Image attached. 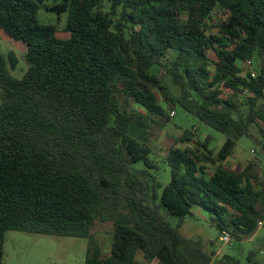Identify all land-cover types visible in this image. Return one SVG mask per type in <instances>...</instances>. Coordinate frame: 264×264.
Here are the masks:
<instances>
[{
  "label": "trees",
  "instance_id": "obj_1",
  "mask_svg": "<svg viewBox=\"0 0 264 264\" xmlns=\"http://www.w3.org/2000/svg\"><path fill=\"white\" fill-rule=\"evenodd\" d=\"M49 1L69 15L66 39L39 18ZM0 29L26 43L29 63L17 79L0 52V264L9 231L87 238L86 264H211L215 253L179 230L194 208L234 240L264 229V184L251 167L224 166L241 138L257 142L253 130L264 155V0H0ZM9 60L17 69L16 52ZM157 67L179 91L170 104L226 136L214 159L209 140L180 147L185 131L166 155V186L142 114L166 116L148 85ZM98 220L114 224L109 256Z\"/></svg>",
  "mask_w": 264,
  "mask_h": 264
},
{
  "label": "rangeland",
  "instance_id": "obj_2",
  "mask_svg": "<svg viewBox=\"0 0 264 264\" xmlns=\"http://www.w3.org/2000/svg\"><path fill=\"white\" fill-rule=\"evenodd\" d=\"M53 5V1L46 2L45 6L40 9L39 18L44 24L57 26L58 36L66 39L69 37L65 29L69 15L67 13L60 17L56 11L49 9ZM26 50V43L11 39L0 29V52L6 57L9 72L17 79H22L29 69ZM12 51L16 52L19 57V65L15 70L9 60V54ZM176 55L175 51L170 50L164 59V63L170 64ZM246 68L255 75L258 62L253 61L252 64H247ZM153 73L158 77L159 85L166 89L163 90L159 88V85L153 83L148 85L158 98L159 103L165 107L166 116L150 115L143 111L142 114L145 116L143 123L153 152L151 158L159 166L158 172L155 173L156 177L163 186H166L171 180L170 168L165 162L166 155L170 146L175 141L178 142L185 131L192 132L191 140L179 143L180 147H195L197 142L204 143L209 140L208 147L214 152V159L225 143L226 136L188 113L179 104L171 105L168 98L169 96H177L178 89L166 76L165 69L157 67L154 68ZM1 102L2 90L0 88V104ZM134 107L137 108L135 104ZM172 112L175 114L173 115ZM252 134L258 139L257 142L255 143L247 137L241 138L237 142L234 155L224 162V166L231 170H243L246 167H251L258 183L262 185L264 184V155L260 147L261 137L256 130H253ZM207 166L208 172L211 174L215 166L210 163ZM135 168L143 169V162L136 163ZM161 192L162 189L160 194ZM161 212L166 214L164 208L161 209ZM167 219L173 227H176L180 221V218L169 215H167ZM114 230L112 222L102 223L99 220L93 228L92 232L98 239L104 256L111 255ZM179 230L185 237L200 241L202 248L207 253H215L211 264H228L225 257L233 258V263L239 261L240 264H246L247 256L251 251L256 252L255 260L257 262L264 263V229L261 223L252 235L241 241L232 238L231 243L224 244L220 241L221 235L213 216L199 208H194L193 216L182 219ZM89 244L90 240L87 238L9 231L5 242L4 264H86ZM138 260L145 262L142 255L138 257Z\"/></svg>",
  "mask_w": 264,
  "mask_h": 264
},
{
  "label": "built area",
  "instance_id": "obj_3",
  "mask_svg": "<svg viewBox=\"0 0 264 264\" xmlns=\"http://www.w3.org/2000/svg\"><path fill=\"white\" fill-rule=\"evenodd\" d=\"M251 64V62H248V65ZM247 93V90L245 91ZM172 114L174 115L175 112H172ZM220 241L224 244H228L231 243L232 241V236L228 231H223L220 237Z\"/></svg>",
  "mask_w": 264,
  "mask_h": 264
},
{
  "label": "water",
  "instance_id": "obj_4",
  "mask_svg": "<svg viewBox=\"0 0 264 264\" xmlns=\"http://www.w3.org/2000/svg\"><path fill=\"white\" fill-rule=\"evenodd\" d=\"M251 264H264V263H260V262L254 261Z\"/></svg>",
  "mask_w": 264,
  "mask_h": 264
},
{
  "label": "crops",
  "instance_id": "obj_5",
  "mask_svg": "<svg viewBox=\"0 0 264 264\" xmlns=\"http://www.w3.org/2000/svg\"><path fill=\"white\" fill-rule=\"evenodd\" d=\"M4 32V31H3ZM4 34H5V32H4ZM229 160V159H228ZM229 169V168H228ZM231 170V169H230ZM232 171H239V170H232Z\"/></svg>",
  "mask_w": 264,
  "mask_h": 264
}]
</instances>
